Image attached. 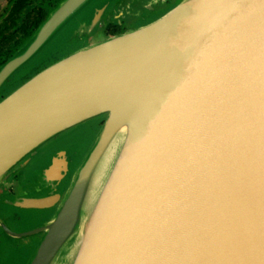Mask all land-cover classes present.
I'll return each mask as SVG.
<instances>
[{
  "label": "water",
  "instance_id": "obj_1",
  "mask_svg": "<svg viewBox=\"0 0 264 264\" xmlns=\"http://www.w3.org/2000/svg\"><path fill=\"white\" fill-rule=\"evenodd\" d=\"M18 176L0 264H264V0H59L0 67Z\"/></svg>",
  "mask_w": 264,
  "mask_h": 264
},
{
  "label": "flooded vegetation",
  "instance_id": "obj_2",
  "mask_svg": "<svg viewBox=\"0 0 264 264\" xmlns=\"http://www.w3.org/2000/svg\"><path fill=\"white\" fill-rule=\"evenodd\" d=\"M59 0H0V67L11 57L20 44L40 26L47 12ZM127 27L122 23L106 26L107 35L123 33ZM20 177L0 189V198L15 194ZM16 216V215H15Z\"/></svg>",
  "mask_w": 264,
  "mask_h": 264
},
{
  "label": "rangeland",
  "instance_id": "obj_3",
  "mask_svg": "<svg viewBox=\"0 0 264 264\" xmlns=\"http://www.w3.org/2000/svg\"><path fill=\"white\" fill-rule=\"evenodd\" d=\"M48 13V12H47ZM105 32V31H104ZM106 33V32H105Z\"/></svg>",
  "mask_w": 264,
  "mask_h": 264
}]
</instances>
